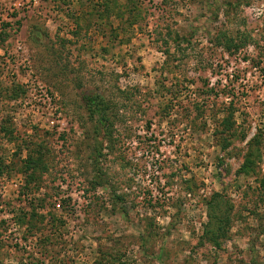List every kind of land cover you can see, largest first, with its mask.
<instances>
[{"label":"rangeland","instance_id":"obj_1","mask_svg":"<svg viewBox=\"0 0 264 264\" xmlns=\"http://www.w3.org/2000/svg\"><path fill=\"white\" fill-rule=\"evenodd\" d=\"M0 264H264V0H0Z\"/></svg>","mask_w":264,"mask_h":264},{"label":"trees","instance_id":"obj_2","mask_svg":"<svg viewBox=\"0 0 264 264\" xmlns=\"http://www.w3.org/2000/svg\"><path fill=\"white\" fill-rule=\"evenodd\" d=\"M222 40H225V44L227 46H229L230 41L227 39L226 36L225 37L223 36V37H221V39H219L220 42H222ZM228 49H230V47ZM98 101H99V98H96V97H87L86 98V102L89 105L90 111H92L93 113H97L99 116H101L103 114L105 115V113L107 112L109 107L105 104V102H101V104H100V102H98ZM105 116H102L103 119H105Z\"/></svg>","mask_w":264,"mask_h":264}]
</instances>
